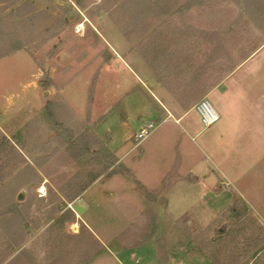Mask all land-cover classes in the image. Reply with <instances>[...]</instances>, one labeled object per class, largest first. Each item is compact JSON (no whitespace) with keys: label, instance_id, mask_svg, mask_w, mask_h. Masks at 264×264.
Returning a JSON list of instances; mask_svg holds the SVG:
<instances>
[{"label":"rangeland","instance_id":"obj_1","mask_svg":"<svg viewBox=\"0 0 264 264\" xmlns=\"http://www.w3.org/2000/svg\"><path fill=\"white\" fill-rule=\"evenodd\" d=\"M36 1L27 23L16 26L9 16L0 33L3 45H23L0 58V264H264V207L244 199L190 223L205 210L192 197L172 200L167 212L177 222L160 207L161 221L151 222L149 203L128 175L98 180L72 202L65 196L103 170L86 144L121 156L142 124L156 120L151 135L165 133L147 113L151 102L135 94L148 41L172 29L218 36L234 52L219 60V70L229 71L264 45V25L248 23L230 0H192L189 9L190 0ZM2 6L9 9V0ZM15 27L19 38L4 35ZM49 103L67 132L55 127ZM135 149L126 167L137 163ZM203 177L215 184L213 175Z\"/></svg>","mask_w":264,"mask_h":264},{"label":"crops","instance_id":"obj_2","mask_svg":"<svg viewBox=\"0 0 264 264\" xmlns=\"http://www.w3.org/2000/svg\"><path fill=\"white\" fill-rule=\"evenodd\" d=\"M14 1L17 3L12 6L9 0V9L0 7V33L6 30L4 21L17 15L20 4L19 0ZM29 1L36 10L37 1ZM10 20L19 25L18 17ZM166 38L148 41L153 45L140 51L146 68L141 69L143 84L135 92L151 102L147 113L161 120L165 133L160 135L158 131L138 144L135 135L145 125L142 124L133 136L135 145L121 156L103 145L116 162L89 182L85 191L105 177L131 176L149 203L151 222L159 219L156 207L163 208L166 219L177 222L175 214L167 212L174 198L192 197L195 206L205 209L201 219L190 223L205 222V217L217 218L237 199L264 207V45L233 69L220 71V58H234L225 39L202 35ZM8 46L0 41V58L16 52ZM204 98L211 100L220 116L210 127L202 125L196 111V105ZM169 131L174 135L166 133ZM137 147V163L126 167V157ZM202 175L204 181L213 175L215 184L202 182ZM169 191L183 193L172 197ZM182 216L192 214L186 212Z\"/></svg>","mask_w":264,"mask_h":264},{"label":"trees","instance_id":"obj_3","mask_svg":"<svg viewBox=\"0 0 264 264\" xmlns=\"http://www.w3.org/2000/svg\"><path fill=\"white\" fill-rule=\"evenodd\" d=\"M231 2L233 3H236L243 11V15L245 17H247V22L248 23H256L258 25H264V0H230ZM11 3V2H10ZM17 2L12 0V3L10 5L14 6V4H16ZM192 0H190L188 2V4L186 5L185 9H189L190 8V4H192ZM34 13V5L32 2H30L29 0L26 1L24 3V5L22 6V8H19L18 11H15V14L17 15H12L9 19H13L14 17H18L19 20V25L23 24V23H27L26 19H24L25 15H30L31 13ZM35 14V13H34ZM28 21L32 22L33 19L31 18H28ZM9 30H13L12 31H9ZM9 34H6L5 32V36L6 37H9V39H11L12 37H14V33L16 35V38H19L20 35H19V30L16 29V28H13V29H9ZM177 30H171L169 32L166 33V37H174V38H177L179 39L180 38V35H181V31H179V35L177 37ZM188 34V30L184 31V34L183 35H186L187 36ZM219 38V37H218ZM13 39V38H12ZM17 41V40H16ZM16 46L15 47H12L10 48L11 51H17V50H21L23 49V45L22 43L19 44V42H16ZM235 66H233L231 69H233ZM53 107L54 105L53 104H50L47 105V109L48 112L50 114V118L52 120V122H54V125L57 129L63 131V132H67L68 130H66L65 126L61 123V122H58L57 119H56V115H55V112L53 110ZM6 141V140H5ZM93 144H86L85 145V152L86 153H91L92 154V158L95 162L97 163H101L103 164L104 166V169L103 171L96 175V176H90V181L89 182H93L94 180H96L98 177H100L103 173H105L106 171H108L113 165L114 163L116 162L114 156L112 155V153L107 149V148H101V149H97L94 151V148L92 147ZM92 147V149L90 150V148ZM87 188V186H84L79 192H77L75 195H73L74 197L70 196V195H65L67 196V198L69 199L70 202L74 201L81 193H83L85 191V189ZM66 190H64L65 192ZM63 192V191H62ZM147 196H149L148 193H146ZM70 211V210H69ZM74 212L70 211V215L73 216V218L71 219H75V216L73 214ZM65 217V216H63ZM66 220V217L65 219ZM62 220V221H64Z\"/></svg>","mask_w":264,"mask_h":264},{"label":"built area","instance_id":"obj_4","mask_svg":"<svg viewBox=\"0 0 264 264\" xmlns=\"http://www.w3.org/2000/svg\"><path fill=\"white\" fill-rule=\"evenodd\" d=\"M196 111L204 127L214 125L220 118L217 109L208 98H204L196 105ZM156 128L157 125L154 122L141 128V130L135 135L137 143L140 144L143 140L149 137Z\"/></svg>","mask_w":264,"mask_h":264},{"label":"water","instance_id":"obj_5","mask_svg":"<svg viewBox=\"0 0 264 264\" xmlns=\"http://www.w3.org/2000/svg\"><path fill=\"white\" fill-rule=\"evenodd\" d=\"M26 189H24V190H22L21 192H20V194L18 195V200L19 201H22V200H24V198H25V195H26ZM225 231V226H222L220 229H219V232L220 233H223Z\"/></svg>","mask_w":264,"mask_h":264}]
</instances>
